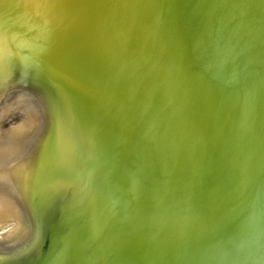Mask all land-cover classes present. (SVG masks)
I'll list each match as a JSON object with an SVG mask.
<instances>
[{
	"label": "water",
	"instance_id": "obj_1",
	"mask_svg": "<svg viewBox=\"0 0 264 264\" xmlns=\"http://www.w3.org/2000/svg\"><path fill=\"white\" fill-rule=\"evenodd\" d=\"M25 116L0 264H264V0H0V120Z\"/></svg>",
	"mask_w": 264,
	"mask_h": 264
},
{
	"label": "bare ground",
	"instance_id": "obj_2",
	"mask_svg": "<svg viewBox=\"0 0 264 264\" xmlns=\"http://www.w3.org/2000/svg\"><path fill=\"white\" fill-rule=\"evenodd\" d=\"M30 120H33L35 124H32ZM2 121L3 120H0L1 143L6 138H9L10 141L13 139V137L16 139L15 135L17 134L20 135V138H17L16 140H20L22 138L25 139L29 134L31 135L32 132H34L33 135L36 137L38 129L41 128L36 116H25L23 122L11 125V128L9 129H6L5 127V129L3 128ZM3 177V173H1L0 184L4 183ZM12 192L15 193L14 191ZM8 196H12L11 191L10 193H0V244L11 243L15 240H19L22 237L24 238L30 231L28 227L23 224L22 220L25 219L23 218V214L21 213L20 209H17L14 202H12ZM8 223H11L10 226L4 230V228L7 226L6 224ZM10 227L11 229H9Z\"/></svg>",
	"mask_w": 264,
	"mask_h": 264
},
{
	"label": "rangeland",
	"instance_id": "obj_3",
	"mask_svg": "<svg viewBox=\"0 0 264 264\" xmlns=\"http://www.w3.org/2000/svg\"><path fill=\"white\" fill-rule=\"evenodd\" d=\"M30 121H31L32 124L34 123L33 120H30ZM34 124H35V123H34ZM10 224H11V223L6 224L7 226L4 228V230H6V229L10 226ZM9 229H11V227H10Z\"/></svg>",
	"mask_w": 264,
	"mask_h": 264
}]
</instances>
